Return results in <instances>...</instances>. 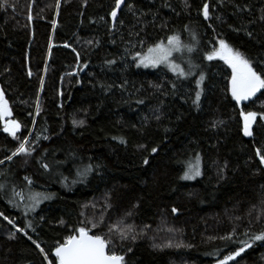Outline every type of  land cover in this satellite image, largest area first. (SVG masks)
Segmentation results:
<instances>
[{"label": "trees", "instance_id": "1", "mask_svg": "<svg viewBox=\"0 0 264 264\" xmlns=\"http://www.w3.org/2000/svg\"><path fill=\"white\" fill-rule=\"evenodd\" d=\"M36 1L39 8L44 5ZM32 2L0 0V90L11 119L21 124L17 137H27L34 148L31 155L6 160L19 140L0 122V264H48L36 244L55 264L56 243L82 226L111 236L124 264H217L246 239L245 230L249 235L264 230V217L257 219L264 208V164L255 154L257 147L264 154V120L257 117L248 138L239 116L241 107L264 112V95L258 92L237 105L228 91L231 69L219 58L206 59L223 39L254 67H264V0H126L115 26L110 16L115 0H60L54 28L53 20L34 15ZM18 26L34 29L36 57L29 62L34 96L21 89L28 68L16 55ZM66 28L89 36L92 45L82 68L84 75L101 80L100 95L91 93L83 109L75 108L83 84L66 90L62 104L44 88L54 64L76 63L73 54L57 49L43 72L51 37ZM190 33L197 38V70L191 76L179 77L166 66L137 65L136 52L167 43L172 35L186 40ZM201 73L197 106L195 81ZM43 94L45 107L37 114ZM197 155L201 175L181 179ZM87 165L92 170L78 175ZM30 192L49 198L29 210ZM117 224L132 226L127 239L109 233ZM233 229L232 242L220 239ZM229 264H264V241L252 243Z\"/></svg>", "mask_w": 264, "mask_h": 264}, {"label": "snow or ice", "instance_id": "2", "mask_svg": "<svg viewBox=\"0 0 264 264\" xmlns=\"http://www.w3.org/2000/svg\"><path fill=\"white\" fill-rule=\"evenodd\" d=\"M7 3V0H4ZM125 3V0H115V8L110 12V16L112 17L113 22L116 21L117 18V10L121 8V5ZM58 6V5H57ZM167 6V5H166ZM129 10L132 9V5H127ZM202 13L205 19L209 17V5L208 3H204L202 6ZM31 19V17H29ZM264 19V17H261ZM122 23V21H121ZM53 28L56 25V21H52ZM113 26L115 24L113 23ZM251 36V33H248ZM195 39V36H193ZM88 43H92V41H88ZM143 43V42H141ZM218 47H213L210 51L206 53L207 60H213L214 58H219L223 60L225 64L231 69V75L229 77L228 83V91L231 94L232 99L236 102L237 105H240L241 102L248 101L251 97L256 96L258 92L261 95H264V67L260 66L258 63L255 67L253 66V61L246 57L239 50L231 47L225 40L220 39L218 42ZM65 47H70V45H65ZM183 49H186L187 52L191 53L193 51V47L190 45H183L180 41L178 35H172L167 37V43L164 41H159L147 47V50L144 52H136L135 59L138 66L142 65L144 67H156L158 65H165L170 71L177 74L179 77H185L192 75L191 69L196 67L189 60V71H185L184 68L174 62L171 59L174 52H181ZM75 51V49H73ZM77 58H79V53H77ZM108 64L114 63V61H107ZM86 67V65H84ZM259 69V70H258ZM30 76L32 75L29 70L28 73ZM204 79L203 73L200 74L199 79L195 81L197 85V91L195 93V99L193 101L194 104L198 106V102L200 100L201 92L199 90V85ZM43 85V80H41V86ZM139 103H143V101H139ZM40 111L39 102L36 104V112L37 114ZM239 116L243 122V134L246 137H252V125L257 120V117L261 120H264V112L257 113L255 111H245L244 107H241L239 110ZM12 110L9 107L8 101L5 99L4 92L0 90V122L3 123V130L11 135L13 138L19 140L18 147L12 152L11 155L6 156V160H12L13 156L18 154L31 155L34 148L29 145V140L27 137L20 139L17 137V131L21 128V124L15 119H11ZM158 119V117H157ZM74 124H83L84 121H76L73 120ZM47 139V137H45ZM123 142V141H121ZM143 147V146H141ZM157 148L153 147L151 149L152 153H155ZM255 154L259 157V162L264 164V154H262L261 148L257 147L255 149ZM145 164L148 163V160L145 158L143 161ZM3 163V161H0ZM44 169H48L49 165L47 163L42 164ZM92 170L91 165H87L84 167L83 171H78V175H86L88 172ZM201 175L200 170V157L196 156L195 161H189L187 163V170L184 171L181 179H194L197 176ZM24 180L27 181L29 185H31L32 181L29 177L25 176ZM75 182V181H73ZM4 185L0 184V189H2ZM13 195L20 197L21 200H24L25 197L21 192H16L13 190ZM49 196L44 195L39 192H30L27 196V200L31 201L30 204H26L25 208L29 210H34L35 207L41 202L43 199H48ZM11 203V201H10ZM262 205H264V201H261ZM178 209L175 207L172 208V212L176 213ZM0 215H3L0 213ZM127 215H131L129 212ZM264 217V208L261 209L260 214L257 216V219ZM4 219L8 220V217H4ZM9 223H13L9 220ZM62 223V222H61ZM31 227V224L28 225ZM97 225L92 224V227L95 228ZM132 230L131 225H125L121 227L119 224L109 226V233H113L115 231L121 240L128 238L129 231ZM18 231L23 232L24 229L20 228ZM75 234H69L62 242H57L54 247V260L55 264H124V256L117 254L114 250V243L111 236H105L101 234L92 233L91 230L86 227H78L74 230ZM235 229L232 230L231 233L220 237L222 240H226L232 242L233 236H235ZM27 235V233H25ZM246 239L238 240L237 243L239 247L236 250L229 252L224 255L222 259L217 261V264H229V261H233L237 256H239L242 252L245 251L246 248L251 247V244L256 241H264V230H261L258 233H252L249 235V231L245 230L242 233ZM31 239V237H29ZM131 239L135 240L136 236L132 235ZM210 239H213L210 237ZM33 243H36L33 241ZM36 247L39 251L44 254V259L47 260L48 264H53V260L48 259V255L44 253V249L40 247L39 244H36ZM130 250V249H129Z\"/></svg>", "mask_w": 264, "mask_h": 264}, {"label": "rangeland", "instance_id": "3", "mask_svg": "<svg viewBox=\"0 0 264 264\" xmlns=\"http://www.w3.org/2000/svg\"><path fill=\"white\" fill-rule=\"evenodd\" d=\"M60 0H43L44 5L40 8L38 7V2L33 0L32 4L35 5L34 7V15L41 14L42 20H55L56 21V8L59 4ZM34 15H31V19H28L29 23L33 25L34 23ZM32 28V27H31ZM195 36V39H193ZM33 40H34V29L32 28L31 31H26L23 26L16 27V55L21 60L22 63L27 65V72L24 74L25 79L21 81V89L22 92L25 93L26 96H34V86H36L35 81L33 80V71L29 62L31 58L36 57V50L33 49ZM83 41H87L82 44ZM91 41L89 36L84 34L80 28H73V29H64L62 32H57L54 34L50 39V45L46 56H43L44 60V75L48 71V65L50 62L51 53L55 52L57 49H65L70 54H73L76 57V63H56L54 64V69H52V75L48 79V84L45 85V89L50 88L52 90L53 96L59 101V104H62L64 100V94L66 90L72 87L73 84H83L84 86V93L81 100L75 105L76 109H83L88 103V97L91 93L96 94L97 96L100 95L99 85L101 80L92 79L89 76L84 75L85 68H82L84 61L86 60L89 51L91 49L92 43H88ZM183 45H190L193 47V51L191 53L187 52L186 49H183L181 52H174L171 59L174 60L175 63L180 64L182 68L187 72L189 71V60L193 65L195 64L194 56L197 50V38L194 33H190L187 36V39H181ZM187 41V42H186ZM70 45V47H65V45ZM219 46V45H218ZM217 46V47H218ZM75 49V51H73ZM77 53H79V58H77ZM218 58V57H217ZM138 65V64H137ZM158 66H165L163 64ZM156 66V67H158ZM139 67L146 68L142 65ZM168 69V68H167ZM29 70L31 71L32 75L30 76ZM197 67L191 69L192 74L195 73ZM43 75V76H44ZM44 80V79H42ZM23 81V82H22ZM103 81V80H102ZM33 83V85H32ZM44 84L40 88V93L42 92ZM44 89V90H45ZM40 111L44 110L45 101H44V94L42 99L38 100ZM195 159V158H194ZM195 161V160H194ZM193 161V162H194ZM200 170H201V158H200ZM198 177V176H197ZM194 179H187L188 181H194Z\"/></svg>", "mask_w": 264, "mask_h": 264}, {"label": "water", "instance_id": "4", "mask_svg": "<svg viewBox=\"0 0 264 264\" xmlns=\"http://www.w3.org/2000/svg\"><path fill=\"white\" fill-rule=\"evenodd\" d=\"M125 3H126V0H125ZM125 3H124V4H122V5H121V8L117 10V18H116V21H117V19H118V17H119V13H120V11L123 9V7H124ZM111 19H112V17H111ZM116 21H115V22H113V20H112V24H113V23L115 24V23H116ZM251 130H252V129H251ZM248 138H250V137H248Z\"/></svg>", "mask_w": 264, "mask_h": 264}]
</instances>
